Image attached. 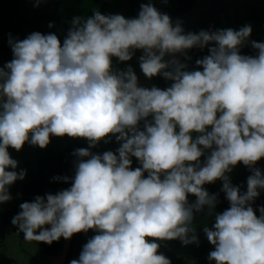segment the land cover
<instances>
[{"label":"clouds","instance_id":"clouds-1","mask_svg":"<svg viewBox=\"0 0 264 264\" xmlns=\"http://www.w3.org/2000/svg\"><path fill=\"white\" fill-rule=\"evenodd\" d=\"M251 32L250 24L185 32L149 0L135 17L95 9L75 16L63 42L55 33L9 34L13 58L0 66V202L26 175L9 147L44 148L65 135L89 145L73 151L74 175L53 177L69 187L19 205L12 223L24 238L51 244L91 229L69 264H171L158 241L198 244L192 222L206 209L214 214L203 227L214 245L210 262L264 264V205L259 215L252 206L264 190L256 166L264 157V42L252 40L257 53L242 54ZM194 47L209 54L188 70L176 54L191 59ZM138 49L143 75L170 86H143L131 65L114 67L113 57L129 61ZM112 137L115 152L91 151ZM241 162L251 172L246 191L228 175ZM218 179L229 202L222 212L214 211L218 193L204 187Z\"/></svg>","mask_w":264,"mask_h":264},{"label":"trees","instance_id":"trees-1","mask_svg":"<svg viewBox=\"0 0 264 264\" xmlns=\"http://www.w3.org/2000/svg\"><path fill=\"white\" fill-rule=\"evenodd\" d=\"M149 0H40L39 5H36V0H1L0 1V50L2 52L11 49L9 48L7 42H1L2 38L5 39V31L21 30V26L25 23H30L36 28L37 31L41 33H55L58 38L63 42L65 35L67 34L69 28L71 27V22L73 17L80 16L85 19L87 16L93 14V10H98L103 14H122L126 18L135 17L140 11V5L142 3H148ZM155 7L164 13H167L173 21L182 17L183 14L190 13V16L196 14L195 26L192 29H188L187 24H182L185 32H199L201 29L204 30H215L221 28V26H228V22H232L230 25L240 24L242 26L245 22L250 24L254 28V32L258 31V25L264 20V11L257 6H252V8L258 9L259 12L256 14L253 10H247L244 12V16L241 17L242 22L235 21L232 16L226 17L225 21H220L219 18H215L214 15L217 11L224 14V10L227 8L224 3L230 4L231 0H224L219 4H214L213 2L207 0H151ZM226 14V12H225ZM25 16L24 19H20ZM186 18H189L186 16ZM52 23V27L49 24ZM229 25V27H230ZM236 27V26H235ZM7 36V35H6ZM245 53L241 51L242 54L255 55L258 50L253 47H245ZM12 51V50H11ZM2 54V53H0ZM142 52H135V55L129 61H119L117 58L113 57V65L118 69H125L128 65L133 67L138 78L140 77L141 69L139 67L138 57ZM208 48H192L187 50V55L191 59H186L182 54H176L181 62L187 64L188 70H193L199 68L195 61L208 55ZM9 57V54H7ZM6 55V56H7ZM12 58L13 55L11 54ZM169 57H166L168 59ZM1 59V58H0ZM0 62V66H3L7 61ZM159 84L157 87L162 89L170 86L172 81L166 80L161 75H156L154 77ZM26 147L27 151L22 155L21 158L18 157L19 151L11 148L12 152L9 150L12 158L18 161L17 170L26 169V175L24 179H17L11 186L12 199L7 203L5 209L0 210V248L4 243L6 247L9 244L11 235L19 232V236L22 239L24 235L22 232L18 231L17 225L12 223V218L21 210L19 205L24 201H32L36 195H45L46 193H55L63 188L69 187L71 181L65 182L63 180H55V176H72L74 175V161L75 156L72 155L73 151L79 147H89L86 138H73L67 135L63 137L51 136L50 143L41 148L38 145L33 146L25 142L23 145ZM56 147H61L57 151H54ZM31 149V150H30ZM33 151V155L31 154ZM91 151L95 152L93 149ZM250 170H248L249 172ZM242 191H246L247 181L241 182L239 184ZM219 194V193H218ZM189 202L195 201V196L189 194ZM259 205H264V190H261L260 195L253 202V208L256 210V214L259 215L258 207ZM229 207V202L225 197L218 196V203L214 211L222 212ZM214 223V214L207 215L205 211L196 213L192 224L198 229V238H206L203 227L207 225L211 227ZM92 230L90 229L87 233L81 231L74 233L70 239H65L61 237L59 240L53 241L48 244L43 241H36L35 244L37 248H33L36 257V250L38 255L53 257L61 252L69 240V246L67 249V258L78 254V248L82 244L86 243ZM179 240V239H175ZM180 241V240H179ZM161 247L158 249L159 252L168 254L163 248L164 241H158ZM30 249V248H28ZM6 252L8 249L6 248ZM29 252V251H28ZM31 256L33 253L29 252ZM175 255L181 256V254L176 253ZM184 256V255H183ZM182 256V257H183ZM0 260L3 255H0ZM7 257V256H6ZM186 259L188 261H186ZM8 260V259H7ZM6 258L0 261V264H7ZM189 257L184 256L183 264H190ZM39 261V260H38ZM186 261V262H185ZM9 262V261H8ZM29 264H33L32 261L28 260ZM185 262V263H184ZM14 264L15 262H10ZM38 264H54L50 261ZM171 264H176L175 260ZM192 264V263H191ZM206 264H209L207 261Z\"/></svg>","mask_w":264,"mask_h":264},{"label":"rangeland","instance_id":"rangeland-1","mask_svg":"<svg viewBox=\"0 0 264 264\" xmlns=\"http://www.w3.org/2000/svg\"><path fill=\"white\" fill-rule=\"evenodd\" d=\"M204 1H207V0H204ZM209 1L213 2L214 4H219V3L223 2L224 0H209ZM254 5L259 7L261 10L264 11V0H231L230 4L224 3V6L227 7L224 11L225 12L226 11L232 12L234 20L239 21L241 23L242 22L241 17L244 16V12L247 10H250V8L256 14H258L259 12L262 13V11H259L258 9H255V8H252V6H254ZM225 12H224V14L220 13V15H219V11H217L215 13L214 17L219 18V16H220L219 20L223 22V21H225ZM186 16L189 18H186ZM24 18H25V16H23L20 19H24ZM196 18H197L196 14H193L190 16V13H186V14H183L182 17H180L178 19L182 21V24H184V25L187 24L188 29H192V27L195 26V23H192V22H195L194 20H196ZM262 22L264 24V21H262ZM231 23L232 22H228V28H229V25ZM236 28L237 29L239 28V24L236 26ZM33 31H37L36 28H34V26L31 25L30 23H25L21 26V30L17 29V30H13V31H5V39L2 38L1 42L2 43L7 42V44H8L9 34H11V36L13 38L24 39L27 35H29ZM250 38L264 39V35L261 36L258 33H251L249 39ZM245 45L252 46L251 43H246ZM8 46L11 49V46L9 44H8ZM11 50L9 52H7L8 50H6L4 52H2L3 50L2 51L0 50V53H2V54H0V58H1L0 62H4V59H6L5 61H7L8 59H12V56H11L12 51ZM138 51L142 52V50H139V49L136 50V52H138ZM242 51L245 53L244 49ZM7 54H9V57ZM154 77H152L151 79H148L143 75V73L141 71L140 77L138 79H139V82L143 86L151 87L153 84L156 86L159 84V82ZM193 135L195 136V135H197V133H193ZM119 146H120V142L116 141L115 137H112V139L108 143H105L102 140L97 146H95L92 149L97 153H102L103 151H107V150H111V151L115 152V150ZM59 148H61V147H59ZM59 148L56 147L54 149V151H57ZM9 150L11 151L12 149L9 148ZM26 151H27L26 147L23 146L22 149L20 150V154L18 155V157L21 158L22 155ZM31 154L33 155V151ZM132 159H133L132 167L135 168V167L139 166L136 158L133 157ZM200 159H201V161H203L205 159V156L202 155ZM256 166L261 168L262 171H264V157H262L259 161L256 162ZM248 170H249L248 167L243 165L242 162L238 163L233 168L232 172L228 173V175L231 178L232 184L233 185H239L241 182L244 183V181H247V177L251 174V172L250 171L248 172ZM145 175H147V173H145ZM204 187L209 191V193H219L218 196L225 197V193L223 191H221L222 181L219 179L216 180L215 183H210V184L204 185ZM11 190H12V186L10 185L9 186V192H11ZM192 196H194V195H192ZM9 201L0 202V210L5 209L7 207V203ZM192 227H194L196 229V226H194V224H192ZM94 234L95 233L92 231L89 235V238L91 236H93ZM196 235L198 236V229L196 230ZM84 244H82L81 247L78 248V254L75 256H72V257L67 258V254H66L68 246H69V240L66 241L65 246L63 247L61 252L58 253L56 256H53V257L40 256V255H38V252L36 250L37 256L35 257L34 256L35 252L33 250V248H37L36 244H35V240L22 239L19 236V232L18 233L14 232L11 235V239L9 241V244L5 247L4 243H3L1 248H0V255H3V257L0 261L4 260V258H6V260L8 259L7 264H12L10 262H15L14 264H29L28 260L30 262L32 261L33 264H38L39 261L41 263H44L46 261L47 262L50 261L54 264H69V262L72 259H78L79 258V254H80ZM6 248L8 249V252H6ZM28 248H30V249H28ZM163 248L165 251L168 252V254H166V256L170 259L171 263L175 260L176 264H183L184 256H187V258L189 257V259H190L189 260L190 264L191 263L192 264H206L207 261L209 262V264H215V261L210 262L208 260V254L211 250L214 249V245H212L207 240V238H205V237L202 239H199L198 244L197 243H190L187 245L182 244L181 241H179V240H175V239L174 240H167V241H164ZM28 251L33 253V256H31ZM176 253L181 254V256L175 255ZM186 261H188V260L186 259ZM0 263H2V262H0Z\"/></svg>","mask_w":264,"mask_h":264},{"label":"crops","instance_id":"crops-1","mask_svg":"<svg viewBox=\"0 0 264 264\" xmlns=\"http://www.w3.org/2000/svg\"><path fill=\"white\" fill-rule=\"evenodd\" d=\"M225 15H226V17L229 18V16H232L233 14H232V12H230V11H226V14H225ZM240 17H241V16H240ZM263 21H264V20H263ZM245 24H247V23L245 22L243 25H245ZM237 25H238V24H235V26H237ZM243 25H242V26H243ZM235 26H234V28H236ZM230 27L233 28V25H230ZM239 27H241L240 24H239ZM258 27H259V28H258V31H256V33L260 34L261 36L264 35V24H263L262 21L260 22V24L258 25ZM221 28H228V26H221ZM253 30H254V28H252V32H251V33H255ZM252 40H255V41H258V42H264V39L250 38L248 43H251ZM245 47H246V48H247V47H251V48H252V46H250V45H245V46L241 47V51H242L243 49H245Z\"/></svg>","mask_w":264,"mask_h":264}]
</instances>
